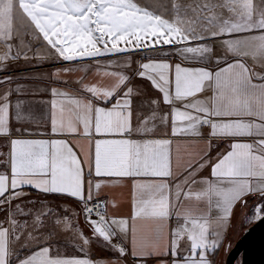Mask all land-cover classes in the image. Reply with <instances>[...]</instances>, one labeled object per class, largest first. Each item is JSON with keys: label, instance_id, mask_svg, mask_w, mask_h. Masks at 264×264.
I'll use <instances>...</instances> for the list:
<instances>
[{"label": "crops", "instance_id": "1", "mask_svg": "<svg viewBox=\"0 0 264 264\" xmlns=\"http://www.w3.org/2000/svg\"><path fill=\"white\" fill-rule=\"evenodd\" d=\"M194 56L164 88L125 50L0 84V264H218L264 202V58Z\"/></svg>", "mask_w": 264, "mask_h": 264}, {"label": "rangeland", "instance_id": "2", "mask_svg": "<svg viewBox=\"0 0 264 264\" xmlns=\"http://www.w3.org/2000/svg\"><path fill=\"white\" fill-rule=\"evenodd\" d=\"M198 48L219 62L264 58V0H0V84L125 50L143 62L139 75L151 72L164 88L173 74L167 57L195 64ZM259 203L264 215V202L249 199L235 218L218 264L256 221Z\"/></svg>", "mask_w": 264, "mask_h": 264}, {"label": "water", "instance_id": "3", "mask_svg": "<svg viewBox=\"0 0 264 264\" xmlns=\"http://www.w3.org/2000/svg\"><path fill=\"white\" fill-rule=\"evenodd\" d=\"M239 260L241 264H264V215L237 240L225 264H237Z\"/></svg>", "mask_w": 264, "mask_h": 264}, {"label": "built area", "instance_id": "4", "mask_svg": "<svg viewBox=\"0 0 264 264\" xmlns=\"http://www.w3.org/2000/svg\"><path fill=\"white\" fill-rule=\"evenodd\" d=\"M262 204L259 203L256 208V220L260 219L262 215ZM83 213L88 219L96 223L97 225L103 226L106 223V212L103 203L100 201L88 202L83 207Z\"/></svg>", "mask_w": 264, "mask_h": 264}, {"label": "trees", "instance_id": "5", "mask_svg": "<svg viewBox=\"0 0 264 264\" xmlns=\"http://www.w3.org/2000/svg\"><path fill=\"white\" fill-rule=\"evenodd\" d=\"M263 195H264V194H261V196H263ZM258 196H259V195H258ZM256 197H257V196H255V197H253V198L255 199ZM254 199H253V200H254ZM253 223H254V222H252L251 225H252Z\"/></svg>", "mask_w": 264, "mask_h": 264}]
</instances>
